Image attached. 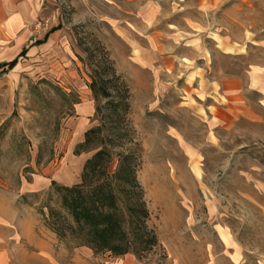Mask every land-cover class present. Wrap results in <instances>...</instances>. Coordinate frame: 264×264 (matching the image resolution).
<instances>
[{
	"label": "rangeland",
	"instance_id": "1",
	"mask_svg": "<svg viewBox=\"0 0 264 264\" xmlns=\"http://www.w3.org/2000/svg\"><path fill=\"white\" fill-rule=\"evenodd\" d=\"M15 58L0 77V264H264V0H0V65ZM101 149L110 176L131 156L154 246L96 252L47 224L56 186L81 183ZM32 227L54 260L25 242Z\"/></svg>",
	"mask_w": 264,
	"mask_h": 264
},
{
	"label": "trees",
	"instance_id": "2",
	"mask_svg": "<svg viewBox=\"0 0 264 264\" xmlns=\"http://www.w3.org/2000/svg\"><path fill=\"white\" fill-rule=\"evenodd\" d=\"M26 51L24 48L20 55ZM17 62L15 58L0 65V77ZM95 133L87 131L85 141L78 147L87 145ZM110 159L101 149L87 160L81 183L56 186L62 193H58L59 202L49 206L47 224L61 238H73L75 247L88 246L96 252L122 255L135 241L136 251L148 249L157 243V237L147 224L150 213L131 156L124 157L113 176L107 172Z\"/></svg>",
	"mask_w": 264,
	"mask_h": 264
},
{
	"label": "crops",
	"instance_id": "3",
	"mask_svg": "<svg viewBox=\"0 0 264 264\" xmlns=\"http://www.w3.org/2000/svg\"><path fill=\"white\" fill-rule=\"evenodd\" d=\"M54 30H52V32H53ZM51 33H48L47 35H46V37L45 38H43V39H37V40H35L34 42H31L32 43V47L33 48H35L36 46H43L44 44H46L47 43V41H48V38H49V35H50ZM26 47V49H27V51H26V53L29 51V47L28 46H25ZM23 237H24V240H25V242L29 245V246H34V247H36V248H41V245L44 243V241L38 236V235H36V233L34 232V228L32 227V229L30 228L29 229V231L28 232H25L24 231V233H23ZM48 246V245H47ZM47 249L48 250H44V249H39L38 251H37V254H38V256H39V258H41V259H45V260H48L45 256H44V253H46V254H48V256H51V260L53 259L54 260V258H55V255H54V253H53V251L51 250V247H47ZM82 250H84V252H87L88 254H93V252H92V250L91 249H89V248H86V247H82L81 248ZM0 254H3V252L2 253H0ZM5 254V253H4ZM76 257L77 258H79L80 256L77 254L76 255ZM56 261H57V259H56ZM58 262V261H57ZM4 264H8V263H4ZM58 264H61L60 262H58Z\"/></svg>",
	"mask_w": 264,
	"mask_h": 264
},
{
	"label": "bare ground",
	"instance_id": "4",
	"mask_svg": "<svg viewBox=\"0 0 264 264\" xmlns=\"http://www.w3.org/2000/svg\"><path fill=\"white\" fill-rule=\"evenodd\" d=\"M150 64L152 65V63H150ZM151 181L156 183L157 185H159L162 188V190L163 189L166 190L168 188V185H169V177L167 175L166 169L163 166H160L159 168H155L153 171H151ZM217 232H218L221 240L226 245H230V237L227 234L226 230L224 228L218 226Z\"/></svg>",
	"mask_w": 264,
	"mask_h": 264
}]
</instances>
